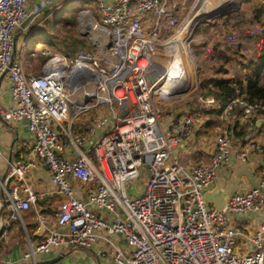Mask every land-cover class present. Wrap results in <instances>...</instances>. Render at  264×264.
Segmentation results:
<instances>
[{
    "label": "built area",
    "instance_id": "2783aa9c",
    "mask_svg": "<svg viewBox=\"0 0 264 264\" xmlns=\"http://www.w3.org/2000/svg\"><path fill=\"white\" fill-rule=\"evenodd\" d=\"M29 1L0 0V75L7 78L15 101V106L0 109V118L24 121L33 136V158L10 164L0 178V204L9 207V220L21 222V212L35 208L37 194L26 179L35 158L63 199L54 214V226L38 217L43 234L35 245L26 232L28 249L18 262L35 264L36 253L54 247H90L102 242L109 248L112 264H264V219L251 236L229 222L232 215L262 211L264 179L256 187L233 191L221 210L213 205L208 208L204 200V191L211 189L219 170L231 159L233 131L224 129L216 137L208 163L186 167L174 150L192 132L195 116L172 113L163 128L156 104L184 93L181 85L160 95L170 66L178 61L179 69L187 73L195 60L190 40L201 22L212 20L205 15L218 16L224 8H235L240 0H193L181 17L176 0H100V22L89 10L86 18L81 11L78 19L79 31L90 38L96 51L81 50L71 63L50 49H40L37 53L46 58L41 73L26 74L23 61L13 52L16 31L28 15L54 0L28 7ZM86 23L92 28L86 29ZM261 28L255 24L233 29L216 34L217 40L234 44L255 36ZM206 50H211L208 43ZM32 55L35 53L30 52ZM196 100L204 107L221 105L212 96L200 95ZM92 108L102 112L96 114L87 132L73 135L70 122ZM236 108L246 116L264 115V103L240 97L228 102L224 112ZM97 130L103 133L90 146L93 160L84 143ZM68 149L75 152L72 160L62 157L61 152ZM250 150L264 161V147L258 143L249 142L234 151L246 161ZM148 155L152 160L144 188L129 196L127 183L141 175ZM69 177L94 183L85 200L74 195ZM114 235L126 240L127 250L113 241ZM239 236L250 238L251 253L236 251ZM3 263L13 264L10 260Z\"/></svg>",
    "mask_w": 264,
    "mask_h": 264
},
{
    "label": "crops",
    "instance_id": "0c3cea01",
    "mask_svg": "<svg viewBox=\"0 0 264 264\" xmlns=\"http://www.w3.org/2000/svg\"><path fill=\"white\" fill-rule=\"evenodd\" d=\"M42 0H30L28 7ZM100 0H58L54 4L47 5L45 8L39 11L30 23L23 29L20 27L17 29L16 33L23 32V38L21 45L27 44L29 41V36L33 35L32 40V50L30 52L35 53V55L28 56L31 57L33 61L36 53L40 49H45L40 47L42 43L51 41L54 37V25L56 20H62V18H69L76 12V26L78 27V14L81 12L80 7L89 6L90 3L96 5ZM111 2L113 0H102ZM178 4V13L186 14L190 8L191 2L193 0H176ZM264 1V0H263ZM67 4V5H66ZM66 6L64 9L63 7ZM80 9V10H79ZM180 15V17L182 16ZM43 29V32L41 31ZM34 32V33H33ZM78 32H81L78 29ZM16 39V42H17ZM53 42V41H52ZM207 46V45H206ZM205 46V47H206ZM15 44V54H16ZM48 49V48H46ZM83 50V49H82ZM38 54V53H37ZM42 57L41 66H37L36 69L31 66L30 63L28 74H39L41 73L42 66L44 65V56L38 54ZM9 106H15V101L11 97L9 92V84L7 78L4 76L0 80V109L7 108ZM188 112L193 113V109L187 106ZM213 110H218L215 107H209ZM238 110V109H236ZM224 112V109L220 114L216 115L219 117L220 121L228 124L225 128H222L219 133L210 138L209 136L202 135L199 132L198 126L193 127L192 132L185 138V140L178 146L175 147L174 152L178 155H185L186 163L189 164L188 167L196 166L199 164L208 163L215 152V140L216 137L223 132L224 129H231L233 131V125L238 124L237 129H244L246 134L243 137H238L233 133L232 140V154L231 159L225 163V165L219 170L217 174V179L210 190L214 189L217 184L221 185V188L225 190L228 196L235 190L247 189L251 187H256L261 180L264 179V161L260 154L254 153L252 150L249 152V157L246 161H242L236 157L235 151L240 149L241 146L246 147L249 142H255L264 147V115L255 114L252 116H246L239 113L238 111ZM102 109L92 108L87 112H83L70 122L78 123L80 129L78 133L73 135H79L87 132L88 128L92 124L93 118L97 113H101ZM214 115V114H213ZM167 116L165 118V124L168 121ZM195 121L197 119L195 118ZM213 118L207 117L206 121H203L204 127L212 126L214 123ZM58 131L60 128L54 126ZM83 128L86 129L83 131ZM217 128V127H216ZM103 133V130H97L90 134L87 142L84 143V148L87 152V156L91 158V144L97 140ZM33 142V136L29 132L26 123L24 121H10L6 122L0 118V151L3 156H0L3 161L0 166V178H3L9 168L10 164H15L17 161H25L33 158L30 151L31 144ZM62 157L68 160H72L75 156V152L72 149L64 150L61 152ZM35 160V166L32 167L26 173V179L31 186L32 190L37 194V200L35 203V208L32 206L27 210L21 212L22 222L18 220H9V214L11 213L9 207L5 206L1 210L4 211L3 221L0 223V230L3 227L2 237L4 239L5 246L1 250V255L4 253H10L12 251L13 245H17L20 253V257L28 249L26 232L31 241L32 245H35L43 234L42 226L38 222V217H44L46 220L54 226V214L58 210L63 196L58 193V189L50 180V176L46 168L40 163L38 158ZM70 184L74 188V195L81 200H85L89 190L94 188V183L87 182L82 183L78 180H73L69 177ZM74 186V187H73ZM209 203V202H208ZM213 205L212 203H209ZM214 206V205H213ZM1 207V204H0ZM6 210V211H5ZM0 212V214H1ZM231 219L238 221L242 220L243 225L241 228L247 231L251 236L258 228L260 223L264 219V206L259 213H249L247 215H235L231 216ZM233 223V222H232ZM235 224V223H233ZM113 241L119 244L124 250L128 249L126 240L120 235L112 236ZM236 251L241 254H248L254 250L253 243L250 238L237 237L236 240ZM65 254L63 258L59 259L53 264H112V258L109 253V248L102 242H96L90 247H54L48 252H38L36 253V262H43L52 259L58 255ZM27 264V263H25Z\"/></svg>",
    "mask_w": 264,
    "mask_h": 264
},
{
    "label": "rangeland",
    "instance_id": "374dc122",
    "mask_svg": "<svg viewBox=\"0 0 264 264\" xmlns=\"http://www.w3.org/2000/svg\"><path fill=\"white\" fill-rule=\"evenodd\" d=\"M259 1H263V0H248V2L245 4V1L240 0V3L238 5H235V8H224V12H222L223 10H221L220 15L216 16L217 14H215L212 18V20H210L209 22L213 23L218 17H221V15L223 14H227L229 12H237L239 10H243L247 13H245L244 18L241 16H238L237 18L234 17L231 21H229V23L227 24H217L216 26H211L209 28V30L207 32H200V33H195V30L198 28H196L194 30V33L192 34V38L190 40V45H191V50L193 51L192 54L193 56H195V60L192 62V65H190L188 67V71L190 69L191 71V79L193 78L194 80L191 81V83L189 84V86L187 85V83L184 85V93H177V95L174 97V99L169 100V101H158L156 104L158 105L159 109H160V123L162 125L163 128H165L166 124H165V118L169 115H171L172 113H176L179 112L181 114H185L188 112L187 106L189 105L190 108H192L191 104H196L198 103L196 100L197 96H200L197 93V88L200 85L201 80L205 77V76H215L214 73L217 71L218 67L222 68L223 70H225L224 72H226L225 75L221 74V75H217V76H232L235 74V68H236V64L235 62H229L227 65L225 63H222L221 61H219L218 58H215L211 55V50L213 47V43H216L217 37L218 35L216 34H221L227 31H231L233 29H240V28H244V27H250L255 23H252L250 21L251 15L249 13V10L252 6H255L256 4L259 3ZM245 4V5H244ZM81 9V10H80ZM80 11H85V15L88 16V11L89 10L92 15L94 16V18L100 22V17H99V13L97 10L96 5L90 3L88 7H86V9L84 7H80ZM82 12H80L78 14V19L79 16ZM75 14L76 16V12H73V15ZM179 15H182L179 13ZM178 17V21H180V17ZM260 23L261 25L264 26V21H260L257 22ZM78 29H80V26L78 25L75 27H70L69 25L66 27H59L58 29H54L53 33H54V37H56L57 41H65V42H70L71 39H74L75 41H79V48L85 51V52H90L93 53L96 51V48L92 45V42L90 41V38L87 35H82L78 32ZM43 29H41L42 31ZM34 33V32H33ZM79 37H77L78 35ZM165 36H168L167 34H165ZM53 37V38H54ZM22 38H23V32L19 33V37L17 39V47H16V54H15V58L17 60H22L23 61V66H24V71L26 74H28V69L30 66V63L32 62L31 66L33 68L36 69L35 66H41L42 63V57L39 56L36 53V56L33 57L35 58L33 61L31 60V57L28 56L29 54V50H32V40H33V35L29 36V41H28V45L25 44L23 45L24 47H22L21 42H22ZM60 38V39H59ZM213 40V41H212ZM260 40H262V38H259V40L257 39L256 41L253 40H248V42H243L242 43V48L239 47V51L243 52V54H250L252 52V50L254 48L257 49V53L259 52L260 48L262 47V43ZM212 43H209L211 42ZM203 42H208V44L211 45V50L207 51V52H202V54L199 52L198 49H196L195 47H198V45L203 44ZM238 43V42H237ZM46 45V47H48V49L51 50H55V51H59L53 44H50V42H44L42 43V45L40 47H45L43 45ZM250 44V45H249ZM224 44H220L218 46V50H224L226 45ZM235 45V44H234ZM232 45V46H234ZM253 45V46H252ZM245 46V47H243ZM50 47V48H49ZM61 47H63L61 45ZM233 50L237 49L235 46L232 47ZM68 49V48H67ZM206 49V47H205ZM80 51V50H79ZM256 53V54H257ZM78 51H75L71 57L69 56H65L67 58V60H71L73 62L76 61ZM242 54V53H240ZM188 56V55H185ZM235 56H237L239 59L241 60H247L248 58H252L254 56H243V55H239V53H237ZM46 58H44L45 60ZM74 59V60H73ZM85 61L89 62L88 59H85ZM164 67L162 66V69ZM155 99H158L157 97H155ZM191 113V112H190ZM192 115L195 116V118L197 119L196 125L198 126L199 132H202V135L205 136H209L210 138H212L213 136H215L217 133H219L221 131L222 128H225L226 126H228V124H226L223 121H220L219 117L216 118V115L214 113H205L202 112L200 110H196V107L194 106L193 109V113H191ZM214 114V115H213ZM255 115V114H253ZM207 117H211L214 120V124L210 127V126H206L204 127L205 123H202L203 121H206ZM195 126V124H194ZM193 126V127H194ZM217 127V128H216ZM175 157L177 158V160L182 163L183 165H185L186 167H188L189 164L186 163V157L185 155H178L176 152H174ZM3 161L0 158V166L2 165ZM147 163L145 162V165H143V168L141 170V175L133 180L128 181L127 183V187H126V191L127 194L129 196H132L136 193H141L142 189L144 188V185L146 183V175H147V171H146V167H147ZM1 170V169H0ZM74 187V186H73ZM74 190V188H73ZM208 208L213 207L211 204H207ZM7 209V208H6ZM6 211V210H5ZM235 216V215H233ZM230 223H235V225H243V221L242 220H238L235 222V220L231 219L229 220ZM232 223V224H233Z\"/></svg>",
    "mask_w": 264,
    "mask_h": 264
},
{
    "label": "trees",
    "instance_id": "16d2710c",
    "mask_svg": "<svg viewBox=\"0 0 264 264\" xmlns=\"http://www.w3.org/2000/svg\"><path fill=\"white\" fill-rule=\"evenodd\" d=\"M244 1H245V4L248 2V0H244ZM63 8L65 9L66 6H64ZM245 13L247 12L243 10H239L237 12H229L227 14L225 13L221 15V17H218L213 23L207 20H204L203 22L200 23L199 27L195 30V33H200V32L205 33L209 30L211 26H216L217 24L219 25L221 23L223 25L227 24L234 17L237 18L238 16H241L244 18ZM249 13L251 15L250 21L252 23L259 24L262 27L261 31H259L255 36L244 38L238 41V43L237 42L234 43L235 45L230 44V43H224L226 47L224 50H221V51H219L217 48L220 44L222 45L223 43L216 40V43H213V47L210 52L213 57L218 58L219 61H221L222 63H225L226 65L229 62H235L236 64L235 74L232 75L231 77L230 76H217L221 74L223 75L226 74V72H224L225 70H223L221 67L220 68L218 67L217 71L214 73L215 76H212V75L205 76L201 80L200 85L197 88V93L199 95L203 97L212 96L220 100L221 102L220 107L218 108V110H213L209 107L202 106L198 102L194 105L191 104L192 105L191 109H194V106H195L196 110H200L205 113H214L218 115L225 108V105L231 100H233L234 98L240 97L248 102L261 103V104L264 103V26L261 25L260 23H257L260 21H264V1H259L258 4H256L255 6H252L249 10ZM76 18H77V14L76 16L74 14V15H71L69 18H62V20H56L53 23L55 27L54 29H58L59 27H66L68 25L70 27H75ZM77 37H79V35ZM259 38H262V40L260 41L263 43L258 53H257L256 48H254L252 52L247 55L243 54V52L238 50L239 47L242 48V43L244 41L248 42L249 39L256 41L257 39L259 40ZM74 39H71L70 42L61 41L60 43V41H57L56 37L54 38L52 37L51 41L49 42L50 44H53L58 50H60V52L52 50L53 52H56L57 54L62 55V56L71 57V55L75 51H78V54L81 51V49L79 48L80 46H79L78 39L77 41H75ZM207 43L208 42H203V44L198 45V47H195V48L198 49L201 54L202 52H207V50L205 49V46L207 45ZM61 45L63 47H61ZM232 45H234L237 49L233 50L232 47L234 46ZM43 46H45L43 48H48L46 47L45 44ZM237 53L243 56H254V57L248 58L247 60H241L237 56H235ZM239 113H241V111ZM238 127L239 126L237 123L233 125V133L238 137H243L246 134V131L242 128L237 129ZM80 128L81 127L78 123H72L71 125V130L73 134L78 133ZM85 130L86 129L83 128V131ZM90 155H91V159L94 160L95 157L92 151L90 152ZM5 206L7 207L6 204L4 205V207ZM3 215H4V211H2L0 214V223L3 221ZM1 228L2 229L0 230V255H1V250L5 246L4 239L2 237L3 227L1 226Z\"/></svg>",
    "mask_w": 264,
    "mask_h": 264
},
{
    "label": "water",
    "instance_id": "95a60500",
    "mask_svg": "<svg viewBox=\"0 0 264 264\" xmlns=\"http://www.w3.org/2000/svg\"><path fill=\"white\" fill-rule=\"evenodd\" d=\"M55 2H57V1L54 0L52 2V4H54ZM38 14H39V12H36V13H33V14L28 15L24 19V21L22 22V24L20 26V29L25 28L30 23V21L36 15H38ZM214 14L215 13H212V14H209V15H205V17L206 18H212L214 16ZM85 28L86 29H91L92 28V25L89 24V23H86ZM17 36H18V34L16 33L15 34V37H14V48H13V52H15V44H16ZM3 76H4V73H2L0 75V80H1V78H3ZM148 77H149L150 80H153V77L151 75H148ZM83 98L85 100H89L86 94L83 95ZM123 114H125V110L122 111V115ZM148 156L144 157V162L150 163V161L152 160V156H150V158ZM148 163H147L146 171H148ZM203 195H204V200L207 203L208 202L209 203H212L219 210H221L223 208V206L227 203L228 198H229L227 192L221 188V185L220 184H217L214 187V189H212V190H206V191H204ZM3 207H4V205L2 204L1 207H0V212L3 209ZM75 247L86 248V246H80V245L75 246ZM64 255L65 254H61V255H58V256H56V257H54L52 259H49V260H46V261H43V262H38L37 261L35 264H53L56 261H58L59 259L63 258ZM4 260H10L13 264H25V263L18 262L20 260V253H19V249H18V246L17 245H13L12 251L10 253H4L2 255V257L0 259V264H4L3 263ZM27 264H33V263L32 262H29Z\"/></svg>",
    "mask_w": 264,
    "mask_h": 264
},
{
    "label": "bare ground",
    "instance_id": "6f19581e",
    "mask_svg": "<svg viewBox=\"0 0 264 264\" xmlns=\"http://www.w3.org/2000/svg\"><path fill=\"white\" fill-rule=\"evenodd\" d=\"M82 18L83 19L86 18V15H83ZM180 37H182V35H180ZM177 49H179L178 46H177ZM57 62H61V60L59 59L57 60ZM177 62L173 63L170 66V72H169L167 79L165 80L163 84L164 86L162 88L163 92L160 94L161 96H163L164 94H168V91H175L179 89L181 85L184 87L186 83L189 86L191 81L194 80L193 78L191 79L190 69L189 71H187V73L186 71L184 72V69L181 71V69H179L178 67ZM148 157L150 158V155Z\"/></svg>",
    "mask_w": 264,
    "mask_h": 264
}]
</instances>
